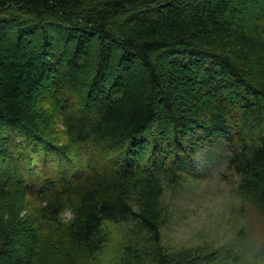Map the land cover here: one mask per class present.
<instances>
[{
	"label": "trees",
	"instance_id": "trees-1",
	"mask_svg": "<svg viewBox=\"0 0 264 264\" xmlns=\"http://www.w3.org/2000/svg\"><path fill=\"white\" fill-rule=\"evenodd\" d=\"M216 146L264 216V0H0V264H226L162 238Z\"/></svg>",
	"mask_w": 264,
	"mask_h": 264
},
{
	"label": "rangeland",
	"instance_id": "rangeland-1",
	"mask_svg": "<svg viewBox=\"0 0 264 264\" xmlns=\"http://www.w3.org/2000/svg\"><path fill=\"white\" fill-rule=\"evenodd\" d=\"M215 148L219 156L203 177L196 180L182 174L176 188L164 185L161 199L168 207V216L162 229L163 241L175 249L208 243L219 255H227L226 264H264V216L250 202L236 198L237 179L227 169V152L224 147ZM198 159L199 167L205 160L209 162L204 156ZM68 215L65 212L63 216ZM126 227L103 222L108 240L94 264L114 263L125 241Z\"/></svg>",
	"mask_w": 264,
	"mask_h": 264
}]
</instances>
